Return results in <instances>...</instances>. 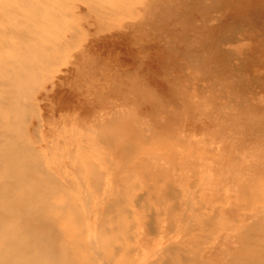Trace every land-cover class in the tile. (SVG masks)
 <instances>
[{"label": "rangeland", "instance_id": "374dc122", "mask_svg": "<svg viewBox=\"0 0 264 264\" xmlns=\"http://www.w3.org/2000/svg\"><path fill=\"white\" fill-rule=\"evenodd\" d=\"M0 238L264 264V0H0Z\"/></svg>", "mask_w": 264, "mask_h": 264}, {"label": "bare ground", "instance_id": "6f19581e", "mask_svg": "<svg viewBox=\"0 0 264 264\" xmlns=\"http://www.w3.org/2000/svg\"><path fill=\"white\" fill-rule=\"evenodd\" d=\"M12 158L15 159V157H12ZM18 200H19V198H18ZM41 236H43V235H41ZM4 240L7 241V243L13 242L15 245H18V246L22 247V250H21V253L20 254L22 255V259L24 257L28 258L27 264H38L39 263L38 262L39 260H44V259H47V258L51 257L50 254H44V253L43 254H40L38 256H35V257H31L30 256L32 254L31 249L33 248L32 243L24 242V240L21 239V238H17L15 240H9L7 238H2V239L0 238V242L1 241H4ZM15 255L16 254L11 255V253H8V254L3 253L1 255V257H2L3 261L6 260L8 263H10V261L11 260H14V258L16 257ZM53 257H54V255H53Z\"/></svg>", "mask_w": 264, "mask_h": 264}]
</instances>
